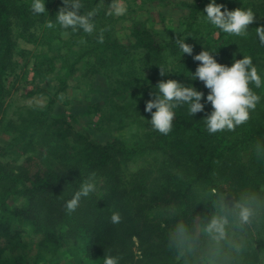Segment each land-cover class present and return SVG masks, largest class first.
I'll list each match as a JSON object with an SVG mask.
<instances>
[{
  "label": "rangeland",
  "instance_id": "374dc122",
  "mask_svg": "<svg viewBox=\"0 0 264 264\" xmlns=\"http://www.w3.org/2000/svg\"><path fill=\"white\" fill-rule=\"evenodd\" d=\"M14 1L28 6L29 12L27 18L23 20L15 17L9 19V31L14 44L5 64L9 72L0 78V184H15L18 187L21 184L29 185L42 172L58 170L62 163L59 160L60 155L65 151L70 152L56 148L58 145L71 149L72 152L75 149H83L84 154V150L90 152L94 149L99 153L98 150H102L106 144L124 142L130 150L135 151L134 154L127 157L128 154L125 152L127 148L119 150L105 164L114 169L112 173L118 186L113 192L117 191L119 195L118 197L115 193L110 195L112 184L103 182L99 184V196L95 201L110 199L112 203H108V207L111 211L108 212H112L111 217L114 213H119V205L128 206L126 214L129 215L125 216L124 221L120 218L118 223H114L120 234L121 227L124 230L127 228L128 232L129 223L134 222L131 220L134 217L132 208L136 206L133 200L139 192L132 190L131 201L125 199L138 179L146 184L150 183L147 184V193L143 195V199L147 200H142V205L149 206V201L156 198L154 204L161 207L164 213L158 221L155 220V223L160 222L166 214H173L174 204L168 200L172 193L178 191L175 183L183 179L190 165H183L187 158L185 155H179L177 162H169L168 156L171 155L168 153L169 139L177 137L184 140L193 139L191 143L197 146L212 137L210 133L201 134L208 132L204 118L211 114L213 108L211 102L206 99L210 89L199 79L191 80V73H194L201 63L193 57L203 50L212 53L216 61H221L222 58L228 61L230 54L231 60L249 56L254 62L253 65H256L258 74L264 78V43H261L258 37L251 39V43L259 40V45L256 48L250 47L253 50H247L248 55H243L244 49L232 50L228 43L234 39L233 35L224 33L206 22L203 9L207 3L198 12V36L190 44L193 46L191 55L183 54L180 50L174 53L167 51L166 57L157 61L159 67L155 68L156 71H153L149 62L137 59L142 54L120 60L121 62L99 56L95 62L91 61L92 73L89 75L86 72V62L91 56H95V52L92 50L83 58L79 56L82 52L101 45V37L127 44L133 40L132 33L136 28L144 35H149L156 43L166 42L172 45L181 38L190 13L189 8L182 2L199 4L201 1L81 0L80 12L82 15L94 13L92 21L95 29L91 34L85 33L82 29L76 31L69 29L67 35L55 22V16L63 6L62 0H45L46 11L41 14H36L32 10L33 0ZM216 3L230 11L237 8L251 10L255 16L254 23L264 21V4L261 0H216ZM117 5L125 7L127 12L124 15H116L114 9ZM49 22L53 23L52 28L48 27ZM99 53L102 54L100 50ZM160 68L166 70L168 74L161 76ZM169 79H175L186 86L191 84L203 92L201 103L204 108L190 115L187 105L177 107L174 110L172 129L177 114H184L186 121L174 135L164 136V142L159 149L157 146L154 147L158 150L149 148L146 151L148 141L146 134L149 130L146 121L141 119L144 118L141 114L148 112L140 109L137 112L135 107H138V102L145 100L148 92L161 80ZM250 90L253 92L252 88ZM263 91L264 87H261L258 93L255 92L260 100L256 108L250 110L249 119L237 126V130H224L228 135V141L234 136L233 131H236L234 137L240 139L237 137L239 133L243 134L245 130L257 125L260 128L264 127ZM155 110L152 109L153 112ZM211 141L214 142L213 139ZM252 147L253 144L248 148L239 149L240 151L225 152V157L220 159L221 162L218 160V165H215L212 173L208 174L210 178L215 183L226 186L235 176L231 170L252 165L253 157L249 153ZM146 169L152 171L149 176L141 178V175H137ZM157 176L158 180L152 184V179ZM11 179L17 183H9ZM254 185L255 181H251L247 187ZM203 199H206L204 195ZM87 200L84 199V203ZM193 203L201 202L193 199ZM202 203L204 209L210 206L208 200ZM261 205L252 202L245 207L249 213L248 218L245 221L241 217L243 223L238 224L242 233L229 239L230 242L226 238L225 242L221 243L231 251L244 247V254L245 250L249 249L253 253L251 258L253 264H264L262 242L264 205ZM202 221L203 218H199L198 215L193 221V228L199 231V234L203 229ZM147 223L153 224L150 220H147ZM172 225L180 226V222L175 220ZM160 226L163 227L164 223H160ZM138 227L143 226L139 224ZM209 227H212V224ZM152 230L153 239L150 232L141 235L128 232L124 235L123 241H116L114 237H110L111 239L106 241L107 248L101 252H97V247L90 244L89 246L94 247L91 250L93 257L88 255L84 248H79L78 256H74L71 263L64 259L62 264H104L107 256L117 258L118 264H170L173 259L178 262L183 255L179 263L191 264V258L187 253L195 251V241L182 242L180 237H177L173 243L163 244L156 235L157 230L153 228ZM181 230L182 227L178 228V235ZM25 240L29 243L30 239L22 238V246ZM4 245L5 239L0 237V247ZM17 247L13 248L11 253L35 254L38 251L36 246L27 244L22 248ZM184 251H187L186 255L183 254ZM207 257L205 255L198 257L196 264H215ZM235 259L233 257V260ZM240 259L237 258L236 261L239 262Z\"/></svg>",
  "mask_w": 264,
  "mask_h": 264
},
{
  "label": "trees",
  "instance_id": "16d2710c",
  "mask_svg": "<svg viewBox=\"0 0 264 264\" xmlns=\"http://www.w3.org/2000/svg\"><path fill=\"white\" fill-rule=\"evenodd\" d=\"M196 1L201 2L199 4L182 2L189 8L190 13L179 40H185L189 45L198 36V12L202 6L210 2L209 0ZM261 1L264 4V0ZM28 12V6L16 3L14 0H0V78L9 72L5 64L14 44L13 36L9 31V19L15 17L23 20V18H27ZM261 26H264V21L249 25L244 35H233L232 38L234 39L228 43L232 46L231 49L236 51L244 49L243 55H248L247 50H253L251 48H256L259 45V40L255 43H251L250 40L258 37L257 27ZM132 34L134 36L133 40L127 44L103 38L101 45L84 51V53L82 52L80 58H83L92 50L95 52V56L93 55L87 62L85 61L87 64L86 72L89 75L92 73L90 70L91 61L95 62L99 56L121 62L137 54H142L137 59H141L146 63L149 62L153 71H156L155 68L159 67L157 61L166 57L167 51L174 53L180 50L177 42L172 45L166 42L156 43L152 41L149 35L146 33L144 35L142 31L136 28ZM99 50L102 54L99 53ZM231 56V54L228 55V61L222 58L221 61L216 62L231 66L236 60H231ZM254 66L256 67V65ZM249 86H251L250 88H252L254 94L258 93L261 87H264L257 88L254 83H250ZM155 91V88L151 89L145 100L137 103L138 107H135L137 112L138 109L140 111L145 110L146 103L155 98ZM141 115L144 117L141 119L146 121L145 124H147L149 130L146 134L148 141L145 150L155 149L156 146L159 149L164 142V136L167 135L161 133L159 135V132L150 125L151 123L148 120L151 118V113ZM175 120L173 129L168 133L170 135H174L179 130L181 124L186 121V117L184 114H177ZM235 132H232L234 136H236ZM201 134L207 135L209 132H202ZM210 134L213 138L207 139L209 142H203L197 146L191 143L193 139L184 140L180 137L169 139L168 153L171 154L168 156L169 162H177L179 155H185L187 158L183 165H190L183 179L175 183L178 191L172 193L170 200H168L174 204L172 208L174 213L166 214L163 219H160V222L155 223V220L158 221V218L164 213L161 207H156L157 205L154 204L156 198L149 201V206L142 205V200H147L143 199V195L147 193L146 188L150 183H147V185L137 179L133 184L134 186L131 187L127 199H125L131 201L133 198L131 195L132 190L133 192H139L133 200V204H136V206L132 208L134 217L131 220L134 222L129 223L128 232L133 235L150 232L153 239V228L157 230L158 234L156 233V235L163 244L165 242L173 243L177 237H180L182 242L195 241V251L191 253L184 251L183 253L190 256L191 264H196L198 257L202 255L208 256V259L211 258L215 264H253L251 260L253 253L249 249L245 250L244 254V247H241V250L231 251L221 243L225 242L226 238L229 241V239L240 236L242 229L239 225L243 223L241 212L245 210V207L252 202L259 206L264 205L262 201L264 200V127L253 126L245 130L243 134L239 133L237 137L240 139L233 136L229 141L225 131ZM251 144L254 146L249 151L251 157H253L252 165L249 167L244 165L231 170L235 176L226 186L215 183L210 178L208 174L212 173L215 165H218V160L225 157V152L242 150L250 147ZM56 148L70 151L69 153L65 151L60 155L59 160L62 163L58 170L42 172L29 185L21 184L18 187L15 184H0V237H3L6 243V245L0 247V264H62L64 259H68L66 261L71 263L73 257L78 256L77 249L84 248L88 255L93 257L91 255L93 252L91 250L94 249L93 246L97 247V252H101L107 248L108 243L106 241L110 237H114L116 241H123L124 235L128 233L127 228L124 230L121 227L122 234H120L116 225L110 219L112 212H108L111 211L108 203H112L111 200L106 198V201L97 202L95 199L99 196V184L103 182L112 184L110 191L112 194L110 195L115 193L118 197L117 191L113 192V189L118 186L112 173L114 169H112L113 167L110 169L105 164L119 150L122 151L127 148L125 149L128 154L127 157L134 154L135 151L130 150L124 142L106 144L102 150H98L99 153L94 149L90 152L84 150V154H82L83 149H75L72 152L71 149L62 148L59 145ZM48 149L52 150V148ZM151 172V169H146L137 175H141L142 178L149 176ZM157 178L158 176L152 179V184H155ZM251 181H255L256 185L247 187ZM86 182L94 183L95 191L87 197H81L74 211H68L67 202L80 191L83 183ZM9 183L17 182L11 179ZM153 188L154 186H152ZM203 195L206 199H203ZM84 199H88L85 201L86 203H84ZM116 199L118 202V198ZM193 199L201 203H193ZM207 200L210 206L204 209L202 202ZM127 207L124 205L118 207L120 218L123 221L125 216L129 215L126 214ZM149 209L157 211L150 212ZM197 215L199 218H203L202 223L204 222L200 234L199 231L193 228V221ZM147 220H150L153 224L149 225ZM175 220L180 222V226L174 227L172 225ZM160 223H164V226L161 227ZM139 224L143 227L139 228ZM211 224L212 227H209ZM214 224L222 226V231H218L213 226ZM181 227L182 230L178 235V228ZM25 237L30 240L29 243L25 240L23 246L26 244L36 246L38 251L35 254L28 252L11 253L15 247H23L21 240ZM262 239V242H264V232ZM90 244L93 246H89ZM183 256L180 260L183 259ZM233 257L241 259L237 262L236 259L233 260ZM179 261L176 262L173 259L170 264H181Z\"/></svg>",
  "mask_w": 264,
  "mask_h": 264
},
{
  "label": "clouds",
  "instance_id": "9594fccd",
  "mask_svg": "<svg viewBox=\"0 0 264 264\" xmlns=\"http://www.w3.org/2000/svg\"><path fill=\"white\" fill-rule=\"evenodd\" d=\"M63 6L55 16V22L62 29L64 34L70 29L76 31L82 29L85 33H93L95 24L92 21L93 12L82 15L81 0H62ZM45 0H33L32 10L36 14L46 11ZM222 8L224 10L222 11ZM116 15H124L127 9L117 5L115 7ZM205 20L214 27L222 30L229 35L241 36L246 34L247 28L254 23L255 16L251 10L237 8L228 10L216 0L210 2L203 9ZM53 23L49 22L48 27L52 28ZM257 36L261 43H264V26L257 27ZM103 41L101 37L100 42ZM180 51L189 55L193 52V46L185 40H177ZM234 56V55H233ZM194 60L200 61L194 73H191V80L199 79L204 82L206 88L210 89L206 99L211 102L213 111L206 116L205 122L209 133H217L224 130H234L237 126L243 124L249 119L250 110L256 108L260 97L250 90V83H254L257 88L264 86V79L258 74L257 68L253 65L249 56H243L240 60H235L228 67L216 62L214 56L209 51H201L195 55ZM160 75L164 76L168 72L160 68ZM154 92L155 98L146 103L145 111L151 113L148 120L153 129L159 133L167 135L172 129L174 119V110L177 107L187 105L190 115L202 111L204 105L201 103L204 93L197 90L193 85H185L175 79L167 81L161 80L156 86ZM156 110L153 112L152 109ZM95 191L94 183H85L80 191L66 204L68 211H74L81 197H87ZM248 211L242 210L241 217L247 220ZM113 223L120 221L119 213H114L111 217ZM218 231H222V226L214 224ZM104 264H118L115 257H105Z\"/></svg>",
  "mask_w": 264,
  "mask_h": 264
}]
</instances>
